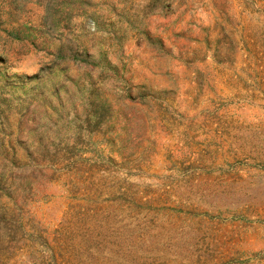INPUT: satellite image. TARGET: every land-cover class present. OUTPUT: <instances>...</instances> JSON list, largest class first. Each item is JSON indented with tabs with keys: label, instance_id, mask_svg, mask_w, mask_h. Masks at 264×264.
Returning <instances> with one entry per match:
<instances>
[{
	"label": "rangeland",
	"instance_id": "obj_1",
	"mask_svg": "<svg viewBox=\"0 0 264 264\" xmlns=\"http://www.w3.org/2000/svg\"><path fill=\"white\" fill-rule=\"evenodd\" d=\"M0 264H264V0H0Z\"/></svg>",
	"mask_w": 264,
	"mask_h": 264
}]
</instances>
